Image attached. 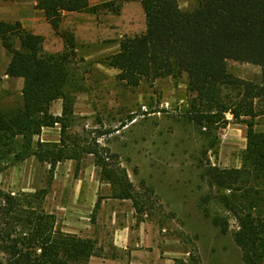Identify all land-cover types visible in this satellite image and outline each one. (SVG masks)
Returning a JSON list of instances; mask_svg holds the SVG:
<instances>
[{"label":"trees","instance_id":"1","mask_svg":"<svg viewBox=\"0 0 264 264\" xmlns=\"http://www.w3.org/2000/svg\"><path fill=\"white\" fill-rule=\"evenodd\" d=\"M196 1L193 8L183 9L179 0H141L145 32L125 35L119 51L100 62L118 69L117 78L129 87L186 72L194 97L185 115L199 126L220 127L229 122V114L237 121L245 118L248 142L242 167L211 168L209 176L221 192L220 200L236 213L239 229L234 240L244 263L264 264V215L253 212L260 193L256 185L264 184V132L255 130L256 118L264 115V0ZM37 2L55 31L65 37V48L46 53L44 36L26 29L18 20H0V41L11 54L6 74L24 79L22 106L0 109V153L14 152L16 161L35 156L51 166V173L69 159L76 161L79 171L85 154L93 155L114 197L132 200L140 212L145 204L140 200L142 194L121 167L117 154L97 138L81 143L68 133L74 98L67 88L77 43L73 33L60 30L63 12H98L111 4L91 6L89 0ZM230 60L259 66L261 81L234 77L229 72ZM59 99L63 100V112L55 115L51 105ZM57 124L61 126L59 142H35L43 128ZM17 140L21 141L19 148ZM148 190L152 194V189ZM236 191L242 192L238 195ZM48 193L49 186L16 194L0 188V264H82L100 255L97 240L58 227L57 215L44 206ZM237 196L239 201L248 202V211L235 207ZM101 200L99 196L93 222ZM213 221L224 233L229 231L227 219L215 217ZM175 264L203 263L195 254L188 261L176 259Z\"/></svg>","mask_w":264,"mask_h":264},{"label":"rangeland","instance_id":"2","mask_svg":"<svg viewBox=\"0 0 264 264\" xmlns=\"http://www.w3.org/2000/svg\"><path fill=\"white\" fill-rule=\"evenodd\" d=\"M179 3L191 9L197 1ZM10 59L0 42L2 111L23 104L21 90L6 83ZM101 60L87 61L80 52L73 57L67 90L74 98V116L68 133L81 143L97 138L117 154L142 194V210L137 212L130 199L114 197L90 154L83 157L79 171L76 161L69 159L51 173V166L35 156L16 161L14 152H1L0 188L16 194L49 186L44 206L57 215L58 227L97 240L100 255L82 264H175L176 259L188 261L195 254L203 264H245L234 240L239 229L236 213L220 200L221 192L209 176L211 168L242 167L245 118L237 121L229 114L225 125L199 126L185 115L194 97L186 72L129 87L117 78L116 70L97 66ZM228 67L234 77L262 79L257 65L230 60ZM259 121L263 123L264 117ZM53 128L61 134L60 124ZM20 144L17 140L16 147ZM98 181L102 200L93 222L91 198ZM256 187L260 193L253 212L264 215V184ZM242 202L238 196L233 200L236 208L248 211V202ZM215 217L228 220L227 233L215 224Z\"/></svg>","mask_w":264,"mask_h":264},{"label":"crops","instance_id":"3","mask_svg":"<svg viewBox=\"0 0 264 264\" xmlns=\"http://www.w3.org/2000/svg\"><path fill=\"white\" fill-rule=\"evenodd\" d=\"M37 3V0H0V20L20 21L26 29L44 36L43 44L46 53L62 52L65 48V37L55 31L48 22L44 11L37 7ZM89 3L91 6L110 3L111 7L102 8L98 12L64 11L60 26L61 32L74 34L77 43L76 53H82V56L87 61H99L118 52L120 40L125 35L141 34L146 30V14L141 0H89ZM100 65L103 68L113 69L119 73L118 69L97 62V66ZM5 77L8 78L6 80L7 86L15 90L19 88L22 95L24 79L21 77H10L6 74V71ZM12 84H17L19 87L15 85L12 87ZM51 112L55 115L62 114V99L53 102ZM261 117H264V115L258 116L255 120V130L258 132H264V122L259 121ZM52 130L55 129L53 127L43 128L41 135L35 137V142L39 139L48 142H59L61 134L58 131L52 132ZM99 188L100 184L95 189L93 188L94 192L91 198L93 206H95L99 198L97 194ZM45 209L49 211L47 208Z\"/></svg>","mask_w":264,"mask_h":264}]
</instances>
